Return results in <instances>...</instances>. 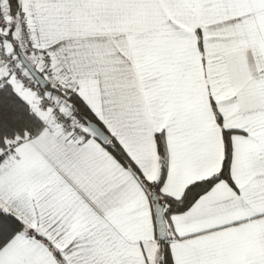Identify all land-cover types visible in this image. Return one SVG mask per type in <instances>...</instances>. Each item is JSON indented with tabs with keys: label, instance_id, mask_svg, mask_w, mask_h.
Masks as SVG:
<instances>
[{
	"label": "snow or ice",
	"instance_id": "obj_1",
	"mask_svg": "<svg viewBox=\"0 0 264 264\" xmlns=\"http://www.w3.org/2000/svg\"><path fill=\"white\" fill-rule=\"evenodd\" d=\"M0 264H264V0H0Z\"/></svg>",
	"mask_w": 264,
	"mask_h": 264
}]
</instances>
